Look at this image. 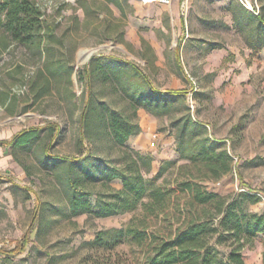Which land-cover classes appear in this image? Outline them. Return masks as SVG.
<instances>
[{"label":"rangeland","instance_id":"obj_1","mask_svg":"<svg viewBox=\"0 0 264 264\" xmlns=\"http://www.w3.org/2000/svg\"><path fill=\"white\" fill-rule=\"evenodd\" d=\"M120 1L122 10L104 0H35L45 22L55 25L42 41L43 53L13 40L0 22V139L60 126L52 136L44 130L30 149L0 145V247L14 252L0 254V264H145L141 244L116 231L133 222L146 224L151 235L174 233L187 194L178 182L188 169L197 172L182 167L189 160L177 150L173 125L188 111L234 155L233 170L206 181L208 188L231 196L252 191L260 200L248 197L245 205L264 213V41L254 48L248 40L257 26L249 11L264 13V0ZM81 49L93 53L81 61ZM96 54L136 62L157 89L186 95L150 109L138 98L142 89L124 88L120 76L129 77L130 66L115 62L104 64L88 86L84 67ZM88 101L94 116L83 125ZM109 109L139 121L146 144L137 148L133 135L118 145L108 128ZM46 149L67 156L91 152L112 164L126 163L135 149L152 155V167L143 171L147 177L161 172L158 182L171 190L170 214L143 222L141 206L110 216L73 213L66 170L46 163ZM112 184L123 187L121 179ZM84 185L93 204L98 192L110 191L104 177ZM23 237L25 249L14 251ZM242 252L246 264H264V232Z\"/></svg>","mask_w":264,"mask_h":264},{"label":"trees","instance_id":"obj_2","mask_svg":"<svg viewBox=\"0 0 264 264\" xmlns=\"http://www.w3.org/2000/svg\"><path fill=\"white\" fill-rule=\"evenodd\" d=\"M104 1L122 10L120 0ZM254 12L249 11L255 16L257 26L253 29L254 37L248 36V40L251 46L260 48V42L264 41V13L256 9ZM45 20L44 12L35 0H0V22L5 30L13 40L41 53L45 52L42 45L45 35L51 37L55 29L53 23H46ZM110 62L120 67L130 66L132 74L125 80L120 76L124 88L130 92L134 86L133 94L142 89L138 98L150 109L170 106L186 95L187 91L183 89H157L150 76L136 62L110 54L93 55L85 65L84 74L88 86L92 84L93 75L102 71L103 65ZM94 109L92 102L85 104L80 117L83 125L88 124L94 116ZM173 125L177 127V150L181 157L189 160L182 167L192 165L197 170L194 172L188 169V176L178 182L180 189L187 194L184 205L175 217L177 225L174 233L170 236L151 235L146 224L142 228L131 222L127 227L117 229L116 237L129 235L141 244L145 264H246L242 250L264 232V213L249 210L245 198L257 202L260 195L250 191L231 196L210 190L206 181L219 179L231 172L234 168V155L225 146V141L211 136L208 124L195 118L190 111L173 121ZM108 128L120 146H126L131 136L142 131L139 121H134L116 109H109ZM44 130L52 136L60 131V126L51 123L24 129L11 139H0V145L30 149L38 142ZM45 153L46 163L52 161L54 166L62 165L66 170L71 209L75 214L92 211L98 216H110L135 210L139 206L145 215L143 222L148 218L158 219L160 215L170 214L167 209L171 190L165 189L158 182L161 172L147 177L143 171H149L152 167V155L135 149L127 152L126 163L112 164L108 159L91 152L67 156L52 154L46 149ZM100 177H104V185L110 191L98 192L96 203L93 204L84 181L99 180ZM115 179H121L123 187L114 186L112 182ZM26 241V237H23L14 251L24 250ZM2 253L10 255L14 252L0 247Z\"/></svg>","mask_w":264,"mask_h":264},{"label":"crops","instance_id":"obj_3","mask_svg":"<svg viewBox=\"0 0 264 264\" xmlns=\"http://www.w3.org/2000/svg\"><path fill=\"white\" fill-rule=\"evenodd\" d=\"M143 126V125H142ZM135 140H136V144L135 145L137 148H141L140 146L142 145H145L146 144V138H145V135H144V130H142V132L138 135L135 136Z\"/></svg>","mask_w":264,"mask_h":264},{"label":"bare ground","instance_id":"obj_4","mask_svg":"<svg viewBox=\"0 0 264 264\" xmlns=\"http://www.w3.org/2000/svg\"><path fill=\"white\" fill-rule=\"evenodd\" d=\"M93 51L89 50V49H81L79 52V59L81 61H85L87 60L91 55H92Z\"/></svg>","mask_w":264,"mask_h":264},{"label":"built area","instance_id":"obj_5","mask_svg":"<svg viewBox=\"0 0 264 264\" xmlns=\"http://www.w3.org/2000/svg\"><path fill=\"white\" fill-rule=\"evenodd\" d=\"M162 1H169V0H162ZM154 136H157V134H155Z\"/></svg>","mask_w":264,"mask_h":264}]
</instances>
